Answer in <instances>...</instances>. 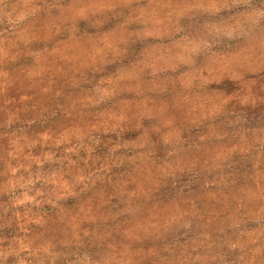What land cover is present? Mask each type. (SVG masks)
I'll list each match as a JSON object with an SVG mask.
<instances>
[{
	"label": "rangeland",
	"instance_id": "1",
	"mask_svg": "<svg viewBox=\"0 0 264 264\" xmlns=\"http://www.w3.org/2000/svg\"><path fill=\"white\" fill-rule=\"evenodd\" d=\"M0 264H264V0H0Z\"/></svg>",
	"mask_w": 264,
	"mask_h": 264
}]
</instances>
